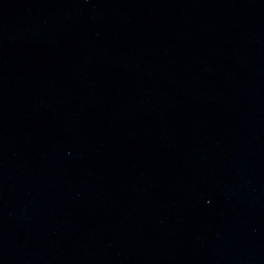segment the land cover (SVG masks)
Here are the masks:
<instances>
[{"label": "water", "instance_id": "95a60500", "mask_svg": "<svg viewBox=\"0 0 264 264\" xmlns=\"http://www.w3.org/2000/svg\"><path fill=\"white\" fill-rule=\"evenodd\" d=\"M0 264H264V0H0Z\"/></svg>", "mask_w": 264, "mask_h": 264}]
</instances>
